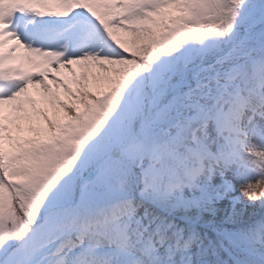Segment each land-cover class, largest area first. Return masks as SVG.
I'll return each instance as SVG.
<instances>
[{"label":"snow or ice","instance_id":"6c2138e0","mask_svg":"<svg viewBox=\"0 0 264 264\" xmlns=\"http://www.w3.org/2000/svg\"><path fill=\"white\" fill-rule=\"evenodd\" d=\"M0 264H264V0H0Z\"/></svg>","mask_w":264,"mask_h":264}]
</instances>
